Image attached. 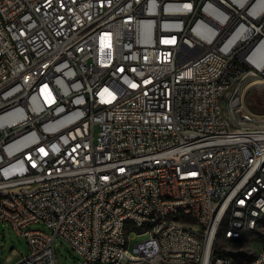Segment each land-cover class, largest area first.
Returning a JSON list of instances; mask_svg holds the SVG:
<instances>
[{
  "label": "built area",
  "instance_id": "1",
  "mask_svg": "<svg viewBox=\"0 0 264 264\" xmlns=\"http://www.w3.org/2000/svg\"><path fill=\"white\" fill-rule=\"evenodd\" d=\"M263 2L0 0V222L29 246L0 264H60L57 239L81 264H238L216 242L264 217V123L232 106L263 74ZM126 217L147 236L132 250Z\"/></svg>",
  "mask_w": 264,
  "mask_h": 264
},
{
  "label": "rangeland",
  "instance_id": "2",
  "mask_svg": "<svg viewBox=\"0 0 264 264\" xmlns=\"http://www.w3.org/2000/svg\"><path fill=\"white\" fill-rule=\"evenodd\" d=\"M262 75V74H260ZM264 76V75H263ZM249 79L247 76L246 81ZM248 107L256 118L264 123V88H256L250 91L245 99ZM259 230L244 236L240 239L228 240L223 235H219L216 247L222 252H230L234 258L244 263L261 252L264 243V218L259 222ZM198 228L197 225L194 226ZM34 229L48 230L44 223H37L31 226ZM139 229H132L130 233V250L135 243L147 238L145 235H138ZM60 264H81V258L71 249V247L61 239L54 241ZM29 254V246L24 235L19 234L8 223L0 222V263L10 257L11 262L18 261L22 255ZM150 264H155L150 263Z\"/></svg>",
  "mask_w": 264,
  "mask_h": 264
},
{
  "label": "bare ground",
  "instance_id": "3",
  "mask_svg": "<svg viewBox=\"0 0 264 264\" xmlns=\"http://www.w3.org/2000/svg\"><path fill=\"white\" fill-rule=\"evenodd\" d=\"M264 7V2L262 4ZM258 51H262V56L259 58L255 53L252 57V61L255 67L260 70L263 74H256V73H248L246 75L249 76V79L245 83L237 84V92H232V106H240L241 105V94H244V98L246 99L247 94L256 88H264V39L262 40ZM0 79H1V72H0ZM243 101V112L244 113H251V109L248 107L246 101ZM258 165H264V157L258 158ZM3 200H11L12 199V192H1L0 196V206ZM260 204V196H253L251 197V206H258ZM236 205H239V196H230L228 206H218V214H226L228 210H235ZM184 212V205H175V214H183ZM264 217L258 218V225L259 222ZM191 219L192 220H199V211H191ZM152 224V217H144V225H151ZM126 225L131 227L132 229H139V220L137 217H126ZM231 230V223H220L219 226V234L221 235H228ZM256 231V227H249L248 231L245 233H234V239H240L244 236H248L249 234ZM138 235H144V230H138ZM219 237V236H218ZM225 237V236H224ZM227 239V237H225ZM195 239L198 240L200 244V248H208V241H214V232H207V236L204 232H195ZM218 239V238H217ZM156 241L157 243H164V233H157L156 234ZM130 246V233H124L121 239V248H128ZM261 252L254 255L253 258H257L260 256ZM216 258H223V252L216 251ZM155 264H160L155 262ZM209 264H218V261H211ZM238 264H246L238 262Z\"/></svg>",
  "mask_w": 264,
  "mask_h": 264
}]
</instances>
